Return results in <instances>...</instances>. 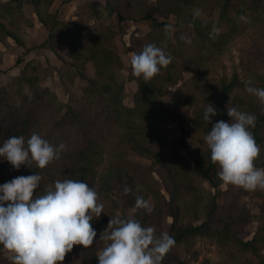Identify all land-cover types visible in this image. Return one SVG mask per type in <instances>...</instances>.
<instances>
[{
    "label": "trees",
    "instance_id": "obj_1",
    "mask_svg": "<svg viewBox=\"0 0 264 264\" xmlns=\"http://www.w3.org/2000/svg\"><path fill=\"white\" fill-rule=\"evenodd\" d=\"M54 1L29 0L48 31L49 48L66 46L77 65L92 67L94 77L86 80L80 105L61 117L51 91L40 89L39 75L29 77L23 71L18 106L0 95V139L8 137L12 144L21 140L15 170L23 173L12 179L10 200L1 204L21 234L19 252L13 259L4 256L0 242V264H64L69 253L79 251L84 264H118L125 245L141 246L150 238L159 243L157 264H187L178 245L197 237H216L224 246L232 243L242 253L260 255L264 223L251 240H244L234 222L216 233L207 222L195 225L188 218L198 219L190 198L207 217L215 211V197L201 191L195 176L217 187L233 182L243 164L264 173V74L223 78L200 102L193 101L210 63L242 32L255 28V44L264 48V0H107L105 10L121 25L146 22L152 29L139 59L151 61L156 70L133 77L132 107L124 104L123 63L108 47L118 33L102 29L85 39L82 25L61 22L50 12ZM23 10L21 0H0V43L12 39L24 45L21 33L28 20ZM170 18L196 39L182 67L173 57L179 53L161 37ZM186 71L192 73L189 86L176 88L170 102L195 104L192 125L218 136L201 141L192 164L175 143L165 145L160 133L161 119L170 114L164 105L168 89L176 87ZM232 121L238 137L223 142ZM140 158L152 164H142ZM154 174L167 196L155 187ZM259 183L256 194L264 219V179ZM39 204L51 209L49 228L39 225ZM167 210L172 222L166 232ZM70 236L73 241L67 244ZM96 246L108 255L100 256Z\"/></svg>",
    "mask_w": 264,
    "mask_h": 264
},
{
    "label": "rangeland",
    "instance_id": "obj_2",
    "mask_svg": "<svg viewBox=\"0 0 264 264\" xmlns=\"http://www.w3.org/2000/svg\"><path fill=\"white\" fill-rule=\"evenodd\" d=\"M8 1V0H4ZM24 6V16L28 21L21 33L24 45H19L12 39L0 43V95L6 100L19 105L20 95L18 87L26 71L27 76L39 75L40 89H49L57 101L58 115L61 117L69 107L77 108L80 105L84 87L87 79L94 77V70L90 65L79 66L75 63L64 45L57 46L54 50L47 44L48 31L37 20L33 13L29 0H21ZM107 0H55L50 12L55 14L57 19L66 23H78L85 29V39L98 30H111L118 33L109 43L108 47L116 53L122 63L121 75L125 80L124 104L133 106L131 92V81L139 72L154 71V64L145 59L140 60L145 47V39L152 31L150 24L146 22L125 21L122 25L115 15L110 16L105 10ZM217 16V12L215 13ZM175 18L168 20V30L161 33L166 47H172L178 55H174L177 66L185 65L188 60L194 42L195 35L188 28L179 27ZM258 33L251 28L238 35L228 46L225 53L219 55L213 63H210V71L204 73L200 79L199 90L194 91V103L200 102L202 95L210 92L212 86L219 85L221 79H230L238 75L244 80L248 73L264 74V48L255 44ZM182 55V57L180 56ZM183 80L176 87H169L164 105L169 115L161 119L160 133L165 145L175 143L183 156L190 164L193 163V153L201 141H212L218 138L217 134L210 137L203 131L192 125V113L195 104L189 106H174L170 97L179 88L184 91L189 86L192 73H183ZM184 83H187L185 85ZM28 87V86H27ZM190 88L194 89L190 85ZM28 89V88H26ZM180 96V95H179ZM238 137L235 122H231L225 131V138L222 140L235 141ZM21 141V140H20ZM12 144L8 137L0 139V242L3 246V255L11 259L19 252L21 234L11 222L10 218L1 209L2 203L10 200L8 185L12 179H20L23 173L17 172L16 148L19 145ZM142 164L150 166V159H142ZM235 180L230 183H223L213 187L205 179L194 177L195 183L208 198L215 197V211L207 217L205 213L197 210V205L192 198V210L198 215V219L188 218L195 225L207 222L211 229L219 233L226 225L236 223V231L242 235L244 240H251L260 225L264 223L260 209V200L257 197V189L260 181L264 179V173L260 169L251 168L243 164L233 174ZM153 183L163 194L164 184L159 177L152 176ZM64 193H61L63 195ZM62 199L58 197V202ZM202 206H200L201 208ZM39 225L49 228L52 224L51 209L39 204ZM198 211V212H197ZM133 211H127L131 215ZM168 210L166 214H168ZM172 218L167 215L165 223L166 232L169 230ZM32 230V227L29 226ZM164 240L167 238L165 235ZM73 241L68 237L67 244ZM158 240L150 238L144 241L141 246H134L129 243L125 245L119 256L118 264H157L159 254L156 250ZM97 253L105 257L108 252L105 248L96 246ZM182 259L187 264H262V256L252 253H242L238 247L229 243L224 246L216 237H197L190 242L178 245ZM64 264H84L83 251L69 253ZM167 264H176L171 261Z\"/></svg>",
    "mask_w": 264,
    "mask_h": 264
}]
</instances>
